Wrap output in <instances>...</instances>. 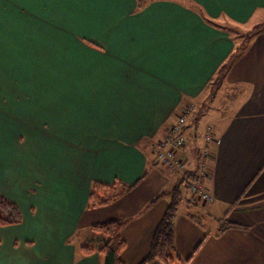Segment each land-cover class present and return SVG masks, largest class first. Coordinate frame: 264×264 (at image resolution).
<instances>
[{"label":"crops","instance_id":"0c3cea01","mask_svg":"<svg viewBox=\"0 0 264 264\" xmlns=\"http://www.w3.org/2000/svg\"><path fill=\"white\" fill-rule=\"evenodd\" d=\"M137 3L0 0V194L22 215L0 226V264H104L89 228L119 218L121 258L140 264L170 198L149 203L180 179L155 164L153 144L194 103L204 109L182 158L196 167L211 126L201 182L213 198L182 189L177 251L184 264H264V29L212 86L235 30L264 23V0ZM152 164L120 198L89 207L94 182L132 184ZM224 217L236 226L219 233Z\"/></svg>","mask_w":264,"mask_h":264},{"label":"trees","instance_id":"16d2710c","mask_svg":"<svg viewBox=\"0 0 264 264\" xmlns=\"http://www.w3.org/2000/svg\"><path fill=\"white\" fill-rule=\"evenodd\" d=\"M148 1L149 0H138L137 9H141ZM262 29H264V23L255 25L251 30L245 32V34L241 36L242 40L237 44L231 56L219 68L212 85L214 88L231 63L242 53L251 37ZM213 90L214 89H212L211 92ZM211 96L210 94L208 98H211ZM158 163L160 162L157 161L155 164ZM155 164L147 167L141 178L132 184H125L120 181L113 184H105L98 181L94 182L89 193V207L107 205L120 198L131 190L141 179L145 178ZM188 175L194 176V171H190ZM184 187L189 189V185L184 182L183 178H180L171 189L162 191L149 203H156L159 199L166 196L170 198L169 205L155 228L150 250L140 264H148L153 260H158L164 264H184L175 246V218L182 201V189ZM194 198L198 200L196 196ZM190 217L198 223H201L200 219L203 220V216L197 214H190ZM21 221L22 215L18 205L0 194V226L17 224ZM126 222L127 218H119L96 223L89 228L90 231L100 234L103 237L102 244L97 249L98 253L103 256L104 264H125L121 258V253L126 246V242L121 236V231ZM230 226L236 225L224 217L218 232L220 233ZM81 249L83 254H89L95 251L93 247L86 245L82 246Z\"/></svg>","mask_w":264,"mask_h":264},{"label":"built area","instance_id":"2783aa9c","mask_svg":"<svg viewBox=\"0 0 264 264\" xmlns=\"http://www.w3.org/2000/svg\"><path fill=\"white\" fill-rule=\"evenodd\" d=\"M196 113L194 106L189 105L170 126L167 136L158 143L153 144L152 151L157 161L166 164L173 169L184 182L189 185L192 196H196L201 202H207L213 196L204 188L201 180L207 176L206 159L209 156V145L213 141L211 126H207L203 135V145L198 150L196 167L189 170L182 158V151L186 147V128L190 119ZM194 171V176L188 175Z\"/></svg>","mask_w":264,"mask_h":264},{"label":"rangeland","instance_id":"374dc122","mask_svg":"<svg viewBox=\"0 0 264 264\" xmlns=\"http://www.w3.org/2000/svg\"><path fill=\"white\" fill-rule=\"evenodd\" d=\"M235 32H236V34H238V38L239 37H241V36H243L244 34H245V32L243 33V32H241L240 30H235ZM241 40H242V37L240 38ZM191 106H194V108L196 109V113H195V115L193 116V118H191L190 119V121L192 120V119H194L195 117H197V112H198V109L200 110V112L204 109V107H203V105H201L200 103H194L193 105H191ZM205 112V111H204ZM177 117V116H176ZM204 142V141H203ZM203 145V144H202ZM207 218V217H206ZM207 221H208V219H207Z\"/></svg>","mask_w":264,"mask_h":264}]
</instances>
